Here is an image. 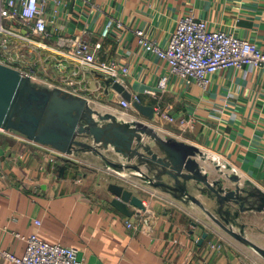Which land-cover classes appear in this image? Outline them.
Segmentation results:
<instances>
[{"label": "crops", "instance_id": "0c3cea01", "mask_svg": "<svg viewBox=\"0 0 264 264\" xmlns=\"http://www.w3.org/2000/svg\"><path fill=\"white\" fill-rule=\"evenodd\" d=\"M188 13L205 20L210 30L248 39L264 50V0H48L49 35L37 38L53 48H60L61 36H81L94 45L109 18L123 24L103 39L98 56L128 65L118 81L131 96L137 94L140 103L155 108L152 120L135 107L124 110L119 104L122 95L106 86L102 74L72 63L61 73L59 55L53 50L25 49L24 66L42 83L34 80L36 84L86 98L99 124L149 123L164 137L197 146L208 170L216 172L221 161L243 182L264 191V66L221 69L203 89L194 80L171 73L166 61L138 43L135 32L142 29L166 47ZM165 76L166 85L161 87ZM163 113L176 120L168 121ZM99 147L104 156L92 151L60 156L52 146L0 128V251L23 256L26 241L17 233H36L46 242L74 247L88 264H264L262 253L216 225L200 205L155 187L154 174L145 166L137 172L110 165L134 164L135 158L112 144L100 142ZM52 156L55 162L50 161ZM110 183L131 190L145 201V209L128 203L132 216L120 212L111 204ZM195 184L190 182L191 193L218 215L219 206ZM231 209V214L219 216L264 249V210L236 216L239 206ZM128 220L133 227L127 226ZM210 241L222 248H211ZM0 264L14 263L0 257Z\"/></svg>", "mask_w": 264, "mask_h": 264}, {"label": "water", "instance_id": "95a60500", "mask_svg": "<svg viewBox=\"0 0 264 264\" xmlns=\"http://www.w3.org/2000/svg\"><path fill=\"white\" fill-rule=\"evenodd\" d=\"M104 82L123 98L131 100V94L119 81L110 77L104 78ZM133 105L146 118H154L153 106L140 102H133ZM93 112L86 98L69 94L59 87L48 89L40 86L20 70L0 63V128L16 130L65 154L92 151L104 156L100 142L104 146L112 144L137 162L127 165L110 162V165L132 168L137 172L145 166L149 173L154 174L155 187L170 192L177 199L186 197L197 203L224 231L264 255V249L248 241L219 216L231 214L233 205L239 206L236 216L246 210H264V191L240 185L237 175L217 176L201 162L204 153L197 146L164 137L149 123L139 121L134 127L113 121L99 124L92 118ZM107 118L109 116H100V119ZM143 135L150 142L143 141ZM191 181L196 183L194 188L219 206L218 215L191 193ZM108 190L114 195L111 204L123 214L132 216L128 203L145 209L144 201L124 186L110 183ZM205 237L206 233L200 242Z\"/></svg>", "mask_w": 264, "mask_h": 264}, {"label": "built area", "instance_id": "2783aa9c", "mask_svg": "<svg viewBox=\"0 0 264 264\" xmlns=\"http://www.w3.org/2000/svg\"><path fill=\"white\" fill-rule=\"evenodd\" d=\"M47 8L48 0H0V63L16 68L37 81V75L24 66V50L43 48L59 55L57 67L61 73L66 71L70 63L117 81L121 74L128 72V65L105 61L98 56L103 39L122 28L123 24L119 20L109 18L100 39L94 45L81 36H61L58 39L60 48H53L37 38L49 35ZM135 34L140 46L169 64L171 73L183 79H192L203 89L209 86L210 76L221 69H255L264 66V50L256 43L225 31L210 30L205 20L196 19L192 13L180 19L166 47L152 41L142 29H137ZM166 82L165 76L160 80V86L165 87ZM133 102H140L137 94L132 95L131 100H119L124 110L134 108ZM163 117L170 122L176 120L168 113H163ZM57 153L60 156L68 155L58 150ZM50 161L55 162L56 157L52 156ZM35 223L39 225L41 222L37 220ZM127 226L133 227L134 222L128 220ZM17 236L26 241L23 256L0 251V257L14 264H88L79 258L74 247L46 242L36 233L29 236L17 233ZM209 245L217 250L222 248L221 243L210 241Z\"/></svg>", "mask_w": 264, "mask_h": 264}, {"label": "rangeland", "instance_id": "374dc122", "mask_svg": "<svg viewBox=\"0 0 264 264\" xmlns=\"http://www.w3.org/2000/svg\"><path fill=\"white\" fill-rule=\"evenodd\" d=\"M36 83L42 84L41 82L36 81ZM44 85V84H43ZM42 86V85H40ZM218 165H220L219 169H216L215 174L217 176H227V175H237L239 177V184L242 186H248L250 188H255V187H251L249 184H246L245 182H243L242 177L234 170V168L228 167L225 163L223 162H219ZM257 188V187H256ZM186 198V197H185ZM187 201H191L188 198H186ZM213 221V220H212ZM214 222V221H213ZM215 223V222H214ZM216 224V223H215ZM217 225V224H216Z\"/></svg>", "mask_w": 264, "mask_h": 264}]
</instances>
